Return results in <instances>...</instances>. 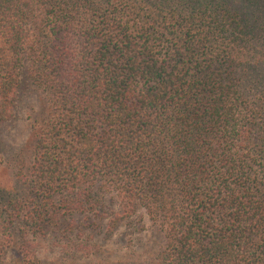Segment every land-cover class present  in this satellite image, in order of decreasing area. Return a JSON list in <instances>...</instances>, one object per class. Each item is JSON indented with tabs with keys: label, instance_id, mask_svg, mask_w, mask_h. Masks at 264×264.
I'll return each mask as SVG.
<instances>
[{
	"label": "trees",
	"instance_id": "1",
	"mask_svg": "<svg viewBox=\"0 0 264 264\" xmlns=\"http://www.w3.org/2000/svg\"><path fill=\"white\" fill-rule=\"evenodd\" d=\"M32 88L0 262L113 205L162 231L148 264H264V0H0V126Z\"/></svg>",
	"mask_w": 264,
	"mask_h": 264
},
{
	"label": "rangeland",
	"instance_id": "2",
	"mask_svg": "<svg viewBox=\"0 0 264 264\" xmlns=\"http://www.w3.org/2000/svg\"><path fill=\"white\" fill-rule=\"evenodd\" d=\"M39 109L38 92L33 88L24 91L19 96L13 118L0 126V183H7L8 176L12 180H23L20 174L30 165L26 144ZM112 210L118 212L111 205L110 216L102 220L91 217L93 226L85 231L77 233L75 229L69 235L71 241L78 242H72L73 246L61 240L63 233L59 230L50 229L38 235L24 250L19 246L7 249L0 264H29L21 261L24 251L30 255L27 259L34 257L32 264H148L149 257L157 255L163 246L162 231L142 209L119 221L110 231V219L114 218Z\"/></svg>",
	"mask_w": 264,
	"mask_h": 264
}]
</instances>
